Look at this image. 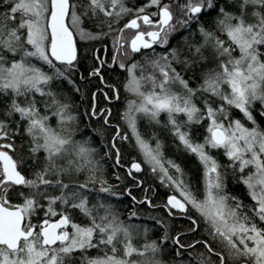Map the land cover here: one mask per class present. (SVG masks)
<instances>
[{"label": "snow or ice", "instance_id": "6c2138e0", "mask_svg": "<svg viewBox=\"0 0 264 264\" xmlns=\"http://www.w3.org/2000/svg\"><path fill=\"white\" fill-rule=\"evenodd\" d=\"M0 10V264H264V0H147L139 7L126 0H0ZM126 16L134 18L120 26ZM94 20L99 30L85 27ZM127 29L134 30L130 41ZM77 36L112 39L111 61L95 56L98 63L79 80L98 78L111 104L120 91L103 70L127 73L123 87L135 99L121 115L123 132L95 92L76 114L75 95L85 98L74 78ZM141 118L195 158V184L165 156L159 133L145 138ZM17 137L26 139L27 156L17 151ZM130 139L142 160L133 158L127 175L135 180L147 165L173 192L166 203H153L144 180L136 181L143 199L108 183L105 164L114 155V166L123 167L118 141ZM212 150H223L226 162ZM230 178L251 203L229 192ZM125 195L133 201L127 221ZM137 204L163 208L186 225L172 228L148 215L162 230L149 239L150 229L132 222L141 219ZM141 236L143 243H134Z\"/></svg>", "mask_w": 264, "mask_h": 264}, {"label": "trees", "instance_id": "16d2710c", "mask_svg": "<svg viewBox=\"0 0 264 264\" xmlns=\"http://www.w3.org/2000/svg\"><path fill=\"white\" fill-rule=\"evenodd\" d=\"M126 2L130 7H139L147 3V0H126ZM165 2H171V0H165ZM154 10L155 9H151L150 11H154ZM131 18H134V16H126L123 20H121L120 26H123V24L128 20H130ZM97 23L98 22L94 20L86 24L85 27L92 28L93 30H99L98 28L95 27ZM104 30L106 31L107 29L105 28ZM130 35L131 33L128 30H126L124 33L125 38L128 39ZM76 39H77L78 55L81 57V59L79 62V72L76 73L74 78L78 80V82L81 85L82 91L85 92V98L81 99L79 94H77L75 95L74 103L75 105L78 106L76 114H82L87 109V106L91 103L92 93L94 92L97 93L98 107L103 108L104 106H106V100L104 99L102 92L100 91L102 88H104V85L100 83L98 78H91L90 80L80 81L79 76L80 75L87 76L89 70L98 63V61L94 59L95 56H99L100 59L110 62L111 57L113 55V49H112L111 37L98 41H81L79 39V36H77ZM179 39H180V34H177L172 38L171 43L175 45ZM157 51L160 52L163 50L157 48ZM85 54H86V58H85ZM103 76H104V80L107 83L115 85L117 88H119L120 99L118 101L117 100L115 101L114 99L112 100L110 105V108L112 110V117L110 119L113 125L120 124L123 132L126 130V125L124 124V121L121 119V115L126 109L128 99L132 98L129 93L125 92L123 87V84L126 82L127 73L119 70L118 68L108 69L107 67H105V69L103 70ZM109 95H111V93H109ZM237 115L239 114L237 113ZM165 121H166V115L162 114L161 122L163 123ZM84 122L87 123L86 118L84 119ZM92 123L96 124L97 127L100 126V124L96 121H92ZM81 127H83V125H81ZM138 127L139 130L144 134L146 139L150 138L151 133L153 131L159 133L160 139L165 144V149H164L165 156L167 158L177 160V162L180 163L182 167L185 168L188 176L192 178L193 183L195 184L197 182L201 174L200 171L198 170V162L195 160L194 157L188 156L186 153L177 150V145L179 142L174 141L173 137L166 129H162L157 126L150 127L148 125V122L142 118L139 120ZM194 127H198V126H194ZM84 132L88 133L89 129L85 128ZM112 134H113L112 129H108L105 132L106 139L110 140ZM128 135L131 138L130 132L128 133ZM199 139L201 141L202 136L199 137ZM94 140L96 141V144L98 146L100 142V138L94 137ZM22 143L24 144V147L20 148L19 146ZM152 143L154 146L155 142L153 141ZM132 144H134V141L131 139L129 142L118 141V146L120 147L122 154L121 164L123 165V167L114 166V161H115L114 155L111 160H108L106 162L105 174L108 183L113 185L114 187L117 184H119L120 189L122 190L125 186L131 188L133 184H136V179L144 180L145 181L143 185L144 189H147L149 188V186H151L152 190L148 192V196L152 199L153 203L154 204L164 203L165 200L167 199V196L173 194V192L169 188L162 186L159 183V180L156 179L154 176H152V174L148 170L147 165L142 164V167L144 168V172H142L138 176L134 175L135 180L133 179V177H129L127 175V168L130 166L131 162L133 161V158H135L137 162H141L142 160V158L139 157L137 151L132 147ZM16 145H17V151L27 156L28 143L26 139L22 140L20 137H17ZM216 156L221 162H226V157H224L223 154L219 153L216 154ZM27 163H30V161H27L25 164V168H24L25 173L29 171L27 168ZM117 174L121 176L122 178L121 181H117L115 179V175ZM228 190L229 192L242 196L245 199L246 203H251L250 199L247 197L246 189L244 188V186L242 184L232 183L231 178H230ZM132 195L136 196L137 199H141L144 197V192L141 188L140 190L132 191ZM132 205H133V201L131 200V197L125 195L120 204V210L122 212L121 218L124 219L125 221L128 220V213L132 211ZM136 209L139 212L141 219L139 220L134 219L132 222L136 224H140L142 226L146 225L150 229L149 239H158L162 234V230L160 229V226L155 224L153 220L144 219V217L148 215H155L165 218L166 223H168L172 228H179L182 225H186V221L184 220L167 217L166 213L163 210H157L151 212L148 208L140 207L138 205H136ZM134 243H136L137 245L142 244L143 243L142 236L136 239ZM76 255L77 257L79 256V254ZM91 255H95V250L92 251ZM173 255L174 254L171 251H169L168 253H166L165 259L170 260L173 258ZM75 264H81L79 258L77 259Z\"/></svg>", "mask_w": 264, "mask_h": 264}, {"label": "flooded vegetation", "instance_id": "af4514ba", "mask_svg": "<svg viewBox=\"0 0 264 264\" xmlns=\"http://www.w3.org/2000/svg\"><path fill=\"white\" fill-rule=\"evenodd\" d=\"M131 34H132V35H131V38H132V36H133V34H134V31H133V30L131 31ZM101 90H106V89L102 88ZM101 92H102V91H101ZM115 101H116V100H115ZM110 105H111V104H109L108 101H106V106H104V107H110ZM104 107H103V108H104ZM131 189H132V191H134V190H140L141 187H137L136 184H133V185L131 186ZM143 198H144V197H143ZM143 198H141V199H143ZM11 200H12L13 203L19 202V198L16 197V196H12V197H11ZM164 203H166V200H165ZM164 203H160V204H157V205H162V204H164ZM137 205L140 206V207H146V208H148L147 205H139V204H137ZM148 209H149V208H148ZM149 210H150L151 212H154V211H157V210H163V211L165 212V210H164L163 208H156V209H149ZM175 219L183 220V219H181L180 217H177V218H175ZM33 220H34V222H35L36 218L34 217Z\"/></svg>", "mask_w": 264, "mask_h": 264}, {"label": "rangeland", "instance_id": "374dc122", "mask_svg": "<svg viewBox=\"0 0 264 264\" xmlns=\"http://www.w3.org/2000/svg\"><path fill=\"white\" fill-rule=\"evenodd\" d=\"M125 31H126V30H125ZM128 31L131 33L132 30H128ZM131 35H132V34H131ZM131 35H130V37H129L127 40L130 41V39H131ZM137 73L139 74V70H137ZM131 97H132V96H131ZM131 99H135V97H132ZM201 131H202V129H201ZM202 139H203V137H202ZM202 139H201V142H202ZM222 151H223V150H219V153L222 154ZM212 154L216 156V154H218V151H217V150H212Z\"/></svg>", "mask_w": 264, "mask_h": 264}, {"label": "water", "instance_id": "95a60500", "mask_svg": "<svg viewBox=\"0 0 264 264\" xmlns=\"http://www.w3.org/2000/svg\"><path fill=\"white\" fill-rule=\"evenodd\" d=\"M142 23V22H141ZM127 30H131V29H127ZM134 31V30H133ZM141 173H135L134 175L135 176H138V175H140ZM138 179H136V181H137Z\"/></svg>", "mask_w": 264, "mask_h": 264}]
</instances>
